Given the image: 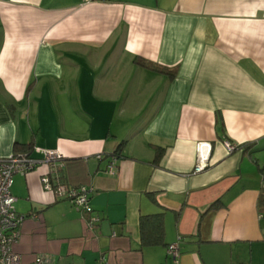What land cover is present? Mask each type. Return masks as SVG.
I'll use <instances>...</instances> for the list:
<instances>
[{"label": "crops", "instance_id": "0c3cea01", "mask_svg": "<svg viewBox=\"0 0 264 264\" xmlns=\"http://www.w3.org/2000/svg\"><path fill=\"white\" fill-rule=\"evenodd\" d=\"M42 150L57 174L39 163L10 188L23 262L258 264L264 0H0V159ZM81 185L88 210L67 197ZM161 211L143 244L140 215Z\"/></svg>", "mask_w": 264, "mask_h": 264}, {"label": "built area", "instance_id": "2783aa9c", "mask_svg": "<svg viewBox=\"0 0 264 264\" xmlns=\"http://www.w3.org/2000/svg\"><path fill=\"white\" fill-rule=\"evenodd\" d=\"M224 146L228 153L234 150V144L228 140L224 141ZM41 159H34L29 155L11 154L7 158L0 159V264H52L41 257H36L31 263H25L21 260V256L14 249L15 243L19 239L20 225L23 215L15 211L14 203L16 197L11 193V185L15 174H25L27 171L34 169L39 163H47L50 165V174H57L56 162L60 161L61 155L56 150H42ZM109 172L113 170V164H109ZM205 168L201 162H197L194 166L195 172H200ZM42 187L45 190H53L57 196L65 192V186L60 180L54 176L48 175L41 177ZM89 188L87 186L71 187L67 191V197L72 204L81 210L89 209ZM36 218L35 214H32ZM90 228V226H89ZM166 253L176 258V243L169 244Z\"/></svg>", "mask_w": 264, "mask_h": 264}, {"label": "trees", "instance_id": "16d2710c", "mask_svg": "<svg viewBox=\"0 0 264 264\" xmlns=\"http://www.w3.org/2000/svg\"><path fill=\"white\" fill-rule=\"evenodd\" d=\"M134 62L145 68H149L158 72H168L166 67L157 65L153 62L142 60L141 58H135ZM28 148L31 144H27ZM238 145L234 146L237 149ZM31 148V147H30ZM261 204H264V189L260 196ZM217 207L216 202L209 206V209ZM164 212H157L152 214L140 215L139 217V228L141 233V239L143 244H155L159 243L162 239L163 234V222L162 217ZM168 246V245H167Z\"/></svg>", "mask_w": 264, "mask_h": 264}, {"label": "rangeland", "instance_id": "374dc122", "mask_svg": "<svg viewBox=\"0 0 264 264\" xmlns=\"http://www.w3.org/2000/svg\"><path fill=\"white\" fill-rule=\"evenodd\" d=\"M255 261L258 264H264V250H260L255 256Z\"/></svg>", "mask_w": 264, "mask_h": 264}]
</instances>
